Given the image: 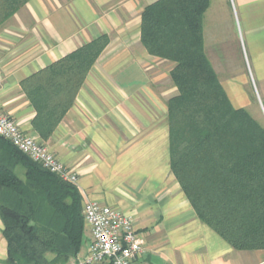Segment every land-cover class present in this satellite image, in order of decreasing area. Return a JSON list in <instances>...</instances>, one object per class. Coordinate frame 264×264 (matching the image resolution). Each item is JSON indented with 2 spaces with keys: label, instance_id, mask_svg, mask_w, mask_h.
Returning a JSON list of instances; mask_svg holds the SVG:
<instances>
[{
  "label": "crops",
  "instance_id": "crops-1",
  "mask_svg": "<svg viewBox=\"0 0 264 264\" xmlns=\"http://www.w3.org/2000/svg\"><path fill=\"white\" fill-rule=\"evenodd\" d=\"M155 1L27 0L0 24V111L76 172L82 205L94 201L132 219L143 240L132 264H264V249L235 250L202 223L170 170L174 63L150 55L140 41L141 13ZM102 34L107 45L71 108L42 140L20 82ZM202 35L231 104L260 122L252 109L256 97L264 109V0H210ZM2 227L0 219L5 264ZM89 244L85 232L79 253L65 264H86Z\"/></svg>",
  "mask_w": 264,
  "mask_h": 264
},
{
  "label": "trees",
  "instance_id": "trees-1",
  "mask_svg": "<svg viewBox=\"0 0 264 264\" xmlns=\"http://www.w3.org/2000/svg\"><path fill=\"white\" fill-rule=\"evenodd\" d=\"M27 0H0V24ZM210 0H157L141 13L140 41L174 63L167 101L169 167L197 218L235 250L264 249V125L228 99L203 47ZM108 43L102 34L34 72L20 86L47 140ZM0 219L5 264H65L86 226L81 196L0 136Z\"/></svg>",
  "mask_w": 264,
  "mask_h": 264
},
{
  "label": "built area",
  "instance_id": "built-area-1",
  "mask_svg": "<svg viewBox=\"0 0 264 264\" xmlns=\"http://www.w3.org/2000/svg\"><path fill=\"white\" fill-rule=\"evenodd\" d=\"M0 136L49 172L76 185L77 175L73 169L66 167L47 145L25 133L14 119L1 111ZM82 214L90 237L86 264H132L143 252V240L134 230L132 219L120 210L86 201Z\"/></svg>",
  "mask_w": 264,
  "mask_h": 264
},
{
  "label": "rangeland",
  "instance_id": "rangeland-1",
  "mask_svg": "<svg viewBox=\"0 0 264 264\" xmlns=\"http://www.w3.org/2000/svg\"><path fill=\"white\" fill-rule=\"evenodd\" d=\"M252 87H254L253 83H252ZM253 93H254V99H255L256 94H255L254 88H253ZM255 100H256V102H258V105H257L258 108L252 109V112H253V114H255L258 117L260 123L264 125V109L261 107V104L259 102L260 100L257 97ZM85 232H88V230L86 229Z\"/></svg>",
  "mask_w": 264,
  "mask_h": 264
}]
</instances>
